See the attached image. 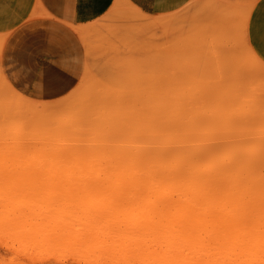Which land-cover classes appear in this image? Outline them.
<instances>
[{"label":"rangeland","instance_id":"1","mask_svg":"<svg viewBox=\"0 0 264 264\" xmlns=\"http://www.w3.org/2000/svg\"><path fill=\"white\" fill-rule=\"evenodd\" d=\"M230 15L206 12L184 13L181 10L171 15L154 17L137 9L128 0H118L110 15L105 21L100 22L99 28L97 25L94 29L79 31L86 40L87 34L95 30L89 39L90 61L86 75L75 91L50 103L35 101L13 85L7 75L3 61L4 50L0 44V141L10 146L13 141L9 137H16L15 132L18 128L17 134L25 140L20 142L27 143L23 147H28V144L30 146V143H39L40 136L51 140L53 133L60 140L66 138L63 140L64 143L53 142L54 144H63L62 146L70 144L71 150L80 153L91 152L92 156L103 155L110 158L108 156L114 157L118 152L125 154L138 152L142 161H147L148 167L155 165L148 161L164 147L165 152L174 154L171 162L176 174L182 176L181 185L192 184L195 181L190 175V165L195 166L199 173L201 169L202 173L209 171L213 173L217 171V165H223L226 172L232 173V176L237 175L239 180L246 178L249 170L236 161L251 155L255 160L254 163L250 162L251 169L256 167L258 169H254V172L264 174V61L255 53L248 41L250 11L245 14ZM168 91L172 92L173 96L169 100L175 99L178 103L177 108L179 104L184 107L181 106L183 110H180L184 117L187 116L188 120H197L203 124L202 129L195 130L201 133L197 134L199 131H194L193 135L194 132L186 129L185 125L191 127L199 123L191 124L187 119L184 121V117L180 118L183 114L178 115L180 112L175 110L176 107L165 102H170L164 98L165 92ZM192 95H195L194 101L187 99ZM95 105L112 109L113 114L119 112L117 109L121 112L122 108L140 109L135 111L136 121L129 118L130 122L136 123V129L133 133L129 131L130 128L127 126L129 124L124 120L120 125L117 124L120 127L125 124L124 126L115 127L123 134L114 131L112 126L114 122L109 121L107 111L103 113L108 119L105 120L104 117L94 114ZM81 106L85 107V112L81 110ZM152 107L156 109L153 110L152 116H149L150 113L147 112H150L149 108ZM164 107H166L164 112L167 114L164 118L168 116L169 119L166 120L170 124L162 121ZM207 117L209 120L205 121ZM183 121H187L188 124L181 125ZM66 123L68 125L70 123L73 127L76 124L77 130L80 129L78 132L82 135L72 133L77 130L73 129L71 132L72 127H66ZM184 126L188 134L182 131ZM15 127L18 128L13 130ZM66 128L68 132L65 131ZM97 131L102 134L98 138ZM58 147L52 148V152ZM33 149L31 148V151ZM35 152L38 151L33 150L27 156L35 155ZM5 154L0 148V193L8 192L9 197L13 198L12 202L18 199L20 200L18 202L23 204L0 203V264H125V261L128 262L122 252L124 241L116 243L108 241L110 242L109 245L107 244L108 247L102 249L101 245L96 244L92 238H86L76 245L67 244L63 240L60 242L51 240L47 244L38 242L41 241L40 239H36L34 244L31 241L18 240V234L24 229L20 225L26 217L29 219L27 223L32 222L33 225L42 224V219L45 217L49 220L45 224L50 227L55 225V218L63 210L65 212L62 214L65 215L64 217L67 216L68 222L77 220L83 215L86 216L85 221H89L94 217L84 214L87 209L101 211L100 218H94L96 219L94 227L110 230V237L117 239L126 232V228L122 225L123 213L126 207L128 208L130 200L125 197L114 201V186L107 183L104 185L98 183L96 184L98 186H94L93 183L89 186L79 183L72 184L70 188L65 187L67 184L64 188L62 182L60 183L61 180L58 182L56 179L57 183L50 181L52 173L43 177L38 175L36 180H33L32 176H27V179L22 178V181L18 179V182L17 177H10V171L7 169L11 166L24 168L25 171L29 159L25 160L26 163L21 161L22 164L18 167L17 158L9 154L4 157ZM164 155L161 156L162 162H167ZM125 156L122 161L133 157V155ZM105 162L102 165H105ZM212 162L214 163L210 166ZM112 163L115 164L113 161ZM259 179L264 180V178ZM205 185L211 186V183L201 182L198 186ZM1 199L2 197L0 201ZM68 199L70 200L67 201ZM28 203L32 210L25 207ZM18 204L20 206L16 208L19 209H15L19 212L20 220L17 221L18 223L11 222L10 210ZM20 207H23V210L25 208V212H22ZM114 207H117L116 210ZM51 208L52 212H50ZM137 208L139 209L138 205ZM16 210L12 211L15 213ZM261 215L260 217H264V214ZM5 222H11V226L17 224V228L4 226ZM41 229L38 228L37 235L42 232ZM150 239L152 241L154 238L151 236ZM134 264L140 262L137 260Z\"/></svg>","mask_w":264,"mask_h":264},{"label":"bare ground","instance_id":"2","mask_svg":"<svg viewBox=\"0 0 264 264\" xmlns=\"http://www.w3.org/2000/svg\"><path fill=\"white\" fill-rule=\"evenodd\" d=\"M171 93L172 92L170 91L165 92L167 97L164 94V98L166 100L172 98L173 96ZM192 96V98L189 97L187 99H192L194 101L195 95ZM172 100L175 102L171 100H169V103L167 101L165 102L169 105L172 104L171 106H174L175 108L178 103H176L175 99ZM181 106L182 104H179L178 108L176 107L175 110H177V112H180V110H183L181 109L183 106ZM69 108L70 107L68 106L67 109ZM80 108L83 112H85L84 106H81ZM152 108H149V110L151 111L147 112L150 113L149 116H152V112H154V109H156ZM165 108L166 107L163 108L164 115L162 121L165 124H170L169 121L166 120L169 119L168 116L167 118H164L167 115L166 112H164ZM94 109H92V111L94 110V114H98L102 117H104L103 113L107 111L106 114L111 123H116L118 121L116 125H114V123L112 124V126H114V131L116 130L115 127L120 125V123L124 120V122H128L129 125L127 126L130 129L132 128L131 130L129 129V131L133 133L134 129H136V123L134 121L133 122L135 124L133 122H130L129 118L131 117L132 120H135V111H140V109L122 108L121 112L120 109H117L119 110V112H117L118 114L114 113L115 115L112 113V109L108 110V108H104L103 106L100 107V105H95ZM99 110H102L103 112L99 113ZM129 112L133 113L129 114ZM179 114L181 115L183 114V112L178 113V115ZM107 117H104L105 120H108ZM177 117L180 120V118L184 117V114L180 118L179 116ZM212 117L214 118L215 116ZM122 118L123 120L121 121ZM139 118L145 119L143 117ZM186 119L188 122L191 121L188 120L187 116L184 117V121ZM206 119L209 120L208 117L205 118V121ZM187 121L184 123L182 122L181 125H184L185 123H187ZM195 122L199 123L200 121L193 120L190 123L196 124ZM75 125L73 127L72 125H70V123L69 125L66 123V127H72L70 129L71 132L73 131V129L77 130V126ZM85 125H87V123ZM198 125H201L202 127ZM185 126H187L186 129L188 128L192 132H194L198 128H203L202 123L191 125V127H188V125ZM185 126L182 128V131H186L185 134H188V130L185 129ZM121 127L118 126V128ZM16 128L18 127H15V129L13 130H16ZM193 128L195 129L192 130ZM67 129L68 128H66L65 131H67ZM18 130L19 128L15 132L16 137H9V139L13 141L10 146L4 145V143L0 141V146L2 145L0 148L2 149V152L6 153L4 157H7V155L9 154L10 156L14 155L15 158H17L16 165L18 167L22 164V162L26 163L25 160L27 161L28 159L29 165L26 167L25 171L24 168H21V171L20 168L18 169L10 166L7 169V171H10V177H17L16 179L19 182V180L22 181V178L27 179V176H32V178H34L33 180H36V177L38 175L43 177L52 173L50 177L52 178L53 174L54 177L52 179L50 178L51 182L57 183L55 181L58 180L59 182V180H61L60 183L62 182L63 187L64 185L68 184L65 187L69 188L72 184L79 183L88 184V186L91 183H93L94 186L98 183V185H104L107 183L114 186V201H119L120 199L125 197H128L127 200H130L128 208L126 207L123 213L124 221L122 225L126 228V232L125 234L123 232V234L119 235L117 239L110 237V230L106 231L101 228L94 227L96 225L94 224L96 222V219L94 218H100L99 216L102 212L99 210L87 209L84 214L92 215L94 217L89 219V221H85L86 216L83 215V217L77 220L68 222L66 220L67 216L64 217L65 215L62 214L65 212V210H63V212H60L55 218V225L50 227L45 224L47 223V221H49L45 217L43 219H46V222H44V220L42 219L44 223L41 222L42 224L39 225H33L32 222L31 224H28L27 221L29 219L28 217H26L27 220L24 219L20 225V227L24 229L21 230L18 236L16 235L18 240H21L23 242L31 241L33 244L35 241H37L36 239H40L41 241L38 242L42 244H47V242L51 240L55 242H60L61 240H63L67 244L76 245L81 241L86 240V238H92L96 244H99V246L101 245L102 249H106L108 247L110 243L108 241H111L112 243L124 241L122 243V252L123 255L126 256L125 258L128 261H125V264H134V262L137 260L140 262V264H264V217H260L261 212L264 211V185H262V182L264 180L259 179L264 178V174L260 175L257 172H254V169H258L256 167L251 169L250 162L254 163L255 161L253 157H251L252 155L243 160L236 161V163L244 165L243 168L249 170L248 177L246 178L239 180V177L237 175H234L235 177L232 176V173L226 172L224 170L225 167L223 165H217V163V171L213 172L214 175H212L213 173H210V171L202 173V169L201 174L196 170L195 166L190 165V175L195 181L192 184L181 185L180 179L182 176L178 175V173L176 174L172 166L173 163L171 162L174 154L171 152H165L164 147L160 149V151L152 158V160L148 161L155 165L148 167L149 165L146 163L147 161L143 162L140 158V153L138 154V152L133 154H127V152L126 154L125 152H118L114 157H112V155L108 156L110 158H107L105 156L103 157V155L92 156L90 155L91 152L89 153L85 151L80 153V151L73 149L71 150L70 147L72 145L70 146V144H68L69 146H65V144L64 146H62L63 144L56 145L58 142L64 143L63 140H66V138L63 137L61 138L62 140H60L56 138L55 134L53 133H51V136L53 138L55 136V141L52 137L51 140L50 138L48 140L47 137L41 138L40 136L41 140L39 139V143H30V146L28 144V147H23L27 143L20 142L24 140V137L23 139H21L22 137L17 134ZM78 130L72 133L78 134ZM117 130L116 132L122 133ZM99 131H97V138L99 135H102L99 133ZM195 132L193 133V135L195 134ZM81 133H83V131ZM199 133L201 132H197V134ZM79 135L82 134L79 133ZM92 135L94 134L92 133ZM5 137L6 136H4V139L6 140ZM53 142H55L56 144H54ZM71 143L73 142L71 141ZM15 144H17V146H15ZM4 146H7V148L5 147L6 150L3 149ZM55 146L59 147L55 148L52 152L51 149ZM31 148H34L33 150L38 151L35 152V155L31 154L34 157L27 156L29 152L33 151H31ZM18 150H20L21 152ZM59 150L62 151V153ZM125 155H133V157L129 159L127 158L126 160L128 161H122V159L126 157ZM163 155L166 157L167 162H162L163 157L161 156ZM75 156L77 157L74 158ZM101 157H103V159ZM112 161L115 162V164L112 163ZM103 162H105V165H102ZM213 163L214 162L210 163V166H212ZM122 164H126L130 167H125L126 165ZM59 165L64 166L60 167ZM121 168L123 169L120 170ZM255 174L257 176H255ZM126 179L128 181L124 182V180ZM21 181L20 183H23ZM201 182L205 184L210 182L211 186L205 185L199 187L198 185ZM50 185L52 186V184ZM12 187H10L11 190ZM4 194H6L7 196H5ZM4 194L0 193L2 199L4 198L3 201L1 199L0 203L4 202L8 204L12 202L13 198L9 197L8 192ZM50 197L51 196H49V199H51ZM69 200L70 199H68L67 201ZM18 201L20 200L15 199L14 202L19 203L20 205L23 204ZM14 202H12V204ZM19 204L10 210L11 213L13 212L12 214H9L10 216H12L10 217L11 222H19L20 220V217H18L19 212L17 211L19 208H16L20 206ZM137 205L139 209L137 208ZM29 206L30 205L28 203L25 207L28 208ZM112 208L113 207H111V211H113ZM116 208L114 210H116ZM12 210H16L15 213ZM30 210H32V207L30 208ZM22 212H25V208L24 210L22 209ZM50 212H52V208ZM42 214L44 215V213ZM42 214H39V216H41ZM263 214L261 216H263ZM11 222H5L6 224H4V226H10L13 229H16L17 224L12 223L14 225L11 226ZM87 222H92L93 224H88ZM39 227L42 228V232L37 235V230ZM151 236L154 238L152 239V241H150ZM37 246L41 247L43 245Z\"/></svg>","mask_w":264,"mask_h":264},{"label":"crops","instance_id":"3","mask_svg":"<svg viewBox=\"0 0 264 264\" xmlns=\"http://www.w3.org/2000/svg\"><path fill=\"white\" fill-rule=\"evenodd\" d=\"M117 1L0 0V44L13 85L33 100L48 103L75 91L86 75L89 39L95 30L87 34V42L79 31L99 28ZM128 1L154 17L181 10L228 14L250 11L248 41L264 61V0Z\"/></svg>","mask_w":264,"mask_h":264}]
</instances>
